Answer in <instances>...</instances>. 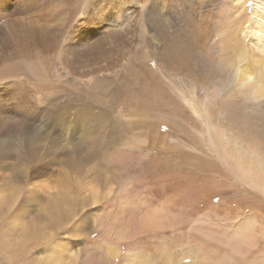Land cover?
<instances>
[{
  "label": "rangeland",
  "instance_id": "1",
  "mask_svg": "<svg viewBox=\"0 0 264 264\" xmlns=\"http://www.w3.org/2000/svg\"><path fill=\"white\" fill-rule=\"evenodd\" d=\"M231 1L187 45L191 80L148 57L132 10L107 29L118 56L99 0H0V75L20 71L0 77V264H264V100L228 71L257 66L264 11L240 8L230 53Z\"/></svg>",
  "mask_w": 264,
  "mask_h": 264
},
{
  "label": "bare ground",
  "instance_id": "2",
  "mask_svg": "<svg viewBox=\"0 0 264 264\" xmlns=\"http://www.w3.org/2000/svg\"><path fill=\"white\" fill-rule=\"evenodd\" d=\"M218 1L219 0H99L97 7L99 12H103L101 21L108 22V20L111 19L110 23L106 24L104 28L101 29L105 30L104 32H107L111 38L115 39L116 42L113 43V46L117 49L115 51H117L118 56L123 54V49H127L128 43L121 36L120 31H115L119 30V28L112 29L114 32H109L107 29L109 26L116 27L121 20H128L132 10V13L138 16V27L134 31L139 34L141 33V37L144 39V47L149 52L148 57L155 59L156 62L164 66L166 72H178L185 78L190 77L191 80H196L203 76L196 73L195 63H197V59L193 58L192 54L188 53L187 45L191 44L189 47H192L193 51L196 53L204 51L208 36L210 35L209 22L214 14V9ZM247 3H250L249 0H232L231 6L228 9L230 15L237 13L236 18L238 20L234 22L235 29L233 34L225 39V42L230 48L228 49L231 51L230 53H232V51H238L239 47L237 46V42L240 38L239 32H244V29L245 32L247 31L246 27L244 29L242 28L244 25L242 23V15H238L240 8ZM251 6V13L253 14L264 11V0H251ZM137 7L140 9L135 11ZM254 22L255 32L252 33V43H254L253 46H255L260 54V60L257 66H253V64L245 60H243L242 63L233 60L229 65L228 71L231 73L230 78L232 79V83H239L244 88L246 94L250 93L253 95L254 99L262 101L264 100V46L262 42L264 40V27H262L263 25L261 26L260 22H257V20ZM91 30L92 29L86 31L84 34H89ZM182 32L190 34L192 36V42L189 41L186 43L184 40H181ZM71 36L75 37L74 34L70 35V37ZM72 37L70 41H73ZM222 39H224V36ZM99 46L100 44H98L95 49L94 46L90 47L84 52V56L89 57L87 61H85V64H83V66L88 69L85 72L86 74L91 75L95 72V70L89 67L91 62L97 59V57L94 58V53L98 52ZM235 47L238 48L235 50ZM56 48V36L49 35L47 51L51 53V50L56 51ZM241 48L244 49L245 47L243 46ZM240 51L242 52L241 49ZM22 58H24V56ZM26 61L29 63H24L23 69L27 68L28 73L36 79L44 80L45 78L43 79L39 70L35 68L28 59ZM224 61H226V65L229 64L228 58H225ZM7 71L9 70L2 73L0 77L7 78L10 77L11 74L16 76V74L20 72L18 67L15 68V72L13 73ZM68 73L70 72L68 71ZM97 82L99 81L93 82V86L95 84L94 87L101 84V82L98 84ZM139 93L141 92L139 91ZM231 107H233V105ZM244 123L249 124L250 122L244 120ZM253 124H256L255 120ZM262 134L264 133L261 132V129L260 131L258 130L257 135L261 137Z\"/></svg>",
  "mask_w": 264,
  "mask_h": 264
}]
</instances>
